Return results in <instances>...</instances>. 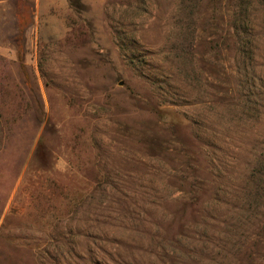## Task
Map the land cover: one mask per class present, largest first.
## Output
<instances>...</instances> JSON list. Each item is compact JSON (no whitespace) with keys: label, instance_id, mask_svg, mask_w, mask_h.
I'll return each instance as SVG.
<instances>
[{"label":"rangeland","instance_id":"1","mask_svg":"<svg viewBox=\"0 0 264 264\" xmlns=\"http://www.w3.org/2000/svg\"><path fill=\"white\" fill-rule=\"evenodd\" d=\"M48 2L0 0V264H153L203 205L196 264H264V0L250 79L240 0Z\"/></svg>","mask_w":264,"mask_h":264},{"label":"trees","instance_id":"2","mask_svg":"<svg viewBox=\"0 0 264 264\" xmlns=\"http://www.w3.org/2000/svg\"><path fill=\"white\" fill-rule=\"evenodd\" d=\"M250 2H245V0H240L238 7L237 22L238 27L236 26L235 31L232 33V38L234 39V49L237 55L242 56V63L245 68V77L250 79L249 66L253 62L254 58V47L249 36L251 25L250 17ZM217 48H221L219 45ZM223 49H227V46L224 45ZM226 80H219L217 82L218 93H230L233 96L236 94L235 89H231L225 83ZM218 195L214 196L215 204L217 201ZM210 206L203 205V208L198 213L199 215L192 219L191 222H188V229L186 228L185 223L179 226L176 223L167 222V228L165 229V222H161L157 226L156 236L151 239L154 248H160V253H154L151 251L150 255H153L155 260L151 261L153 264H196L197 259H194L193 256H202L206 254V248L211 244L212 235L217 232L216 227L219 225L216 211L217 209L209 208ZM214 211V213H213ZM213 223L215 224L212 228V231L207 230L205 224ZM179 226L177 228V226ZM151 244V245H152ZM198 245H201V248L198 250ZM221 250V254H222ZM200 260H207L206 264H217V260L214 257L205 256L200 258ZM223 262L221 261V264Z\"/></svg>","mask_w":264,"mask_h":264},{"label":"crops","instance_id":"3","mask_svg":"<svg viewBox=\"0 0 264 264\" xmlns=\"http://www.w3.org/2000/svg\"><path fill=\"white\" fill-rule=\"evenodd\" d=\"M48 1H52V0H37V9L40 11L42 8H45L47 11L49 10V7H51L50 5H52L51 2ZM63 7H64V2L63 0H54L53 2V9L55 13H59L58 15L55 14L54 16H51L50 14H47V12L45 13L46 16L48 17V21L49 23H52V18H54L55 22L61 23L60 17L62 15V11H63ZM36 33L38 34L39 31L36 30ZM54 34L55 37H61L60 31L58 30V27L54 28Z\"/></svg>","mask_w":264,"mask_h":264}]
</instances>
